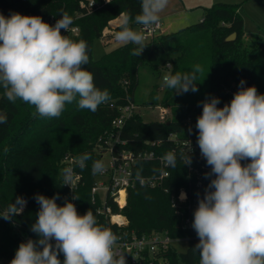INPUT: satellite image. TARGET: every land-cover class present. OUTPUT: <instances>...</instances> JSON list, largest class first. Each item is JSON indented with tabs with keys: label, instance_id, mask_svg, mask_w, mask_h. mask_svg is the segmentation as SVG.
<instances>
[{
	"label": "trees",
	"instance_id": "trees-1",
	"mask_svg": "<svg viewBox=\"0 0 264 264\" xmlns=\"http://www.w3.org/2000/svg\"><path fill=\"white\" fill-rule=\"evenodd\" d=\"M85 1L0 0V13L5 16L12 12L38 15L52 25L60 19L62 12H67L72 18V26L79 27L78 35L69 38L87 42L90 62L85 67L93 73L96 86L101 90L107 89L111 97L95 112L80 110L73 102L66 105L59 118L47 119L34 117L32 113L35 109L20 100L9 102L0 88V112L8 117L6 124H0V212L14 203L17 196L27 201L21 214L13 216L11 220L0 218V264H10L21 242L38 239L31 231L39 210L34 199L36 194L49 198L58 194L57 203L61 206L65 203L67 192L62 186V170L69 167V163L63 161L64 156L91 155L83 169L76 168L82 174L77 192V211L83 215L92 210L96 215V206L91 202V188L96 179L92 173V163L101 160V155L95 149L97 145L107 147L104 141L116 131L113 121L120 115L119 108L132 103L128 98L135 96L141 68L155 65L167 54L172 56L169 63L173 74L190 72L195 65L202 68L197 74L198 91L181 94L165 88L163 97L159 99L158 95L154 96L151 106L169 108L170 119L144 122L139 114H135L121 130V138L127 142L126 146L117 149L155 153L156 160L140 162L135 168V173L139 172L142 177L158 176L161 171L158 158L170 150L174 151L177 163L176 167H170V177L165 183L168 192L162 188L136 186L129 190L126 206L120 209L113 204V210L127 218L128 228L137 235L167 232L175 240H188L186 253H179L171 246V264H199V253L193 251L199 238L194 229L184 227L186 217L194 218L195 209L189 211L183 208L182 213L178 214L172 207V198L181 189H186L192 201L199 194V174L205 190L210 178L205 179L204 173L211 169L206 160L198 158H194L192 163L193 170L198 172L183 165L177 142L190 136L193 144L197 145L198 130L195 124L202 113L199 102L207 97H219L218 107H223L232 99L229 91L239 90L242 79L245 81L244 87L255 86L260 94H264V36L245 34L244 19L238 4L215 3L205 8L204 21L182 33H160L145 41L146 45L139 56L131 55L137 45L128 43L95 60L94 41L103 37L110 22L124 15L132 29L142 26L134 22V17L141 11V0H96L97 9L76 18L77 12H84L81 3ZM121 29L122 26L119 31ZM234 33L236 39L228 41V37ZM153 68L156 69V66ZM189 118H192L191 134L186 125ZM171 136L174 140L170 139ZM98 223L103 221L98 220ZM59 259L62 264V253Z\"/></svg>",
	"mask_w": 264,
	"mask_h": 264
},
{
	"label": "clouds",
	"instance_id": "clouds-1",
	"mask_svg": "<svg viewBox=\"0 0 264 264\" xmlns=\"http://www.w3.org/2000/svg\"><path fill=\"white\" fill-rule=\"evenodd\" d=\"M168 3L141 0L134 22L145 28L157 24ZM71 25L67 12L54 25L38 15L0 13V88L9 102L20 100L32 106L34 117L59 118L73 102L80 110L95 112L111 98L107 89L96 86L93 73L85 67L90 62L87 42L62 34ZM116 39L137 45L131 51L134 56L141 55L146 45L145 35L133 30L128 20ZM201 71L195 65L190 72L166 73L162 87L181 94L197 92ZM244 84L242 79L239 90L223 107H218L220 98L215 96L199 102L202 113L195 124L196 143L211 169L204 173L210 182L198 199L191 225L199 238L193 248L199 253V264H264V94ZM7 122V114L0 112V124ZM188 133H192L191 126ZM188 142L190 151L182 159L183 165L190 166L193 149ZM89 159L87 153L78 157L79 167L83 169ZM162 160L165 166L176 167L174 151H168ZM104 171L102 160L93 161V175ZM62 175L63 185L71 186L73 169L64 168ZM136 179L144 185L139 172ZM58 198V194L34 196L39 210L31 231L38 239L21 242L10 264H61V253L62 264H126L125 256L114 250L116 234L99 224L92 210L81 215L70 200L61 206ZM179 198L186 200V193L182 191ZM26 203L17 196L0 212V218L11 220L23 212Z\"/></svg>",
	"mask_w": 264,
	"mask_h": 264
},
{
	"label": "built area",
	"instance_id": "built-area-1",
	"mask_svg": "<svg viewBox=\"0 0 264 264\" xmlns=\"http://www.w3.org/2000/svg\"><path fill=\"white\" fill-rule=\"evenodd\" d=\"M81 8L84 12L80 11L76 13V18L82 17L86 13H90L98 8L96 0H87L81 3ZM161 29V24H157L145 28L140 26V31L145 35V41H150L155 35L159 34ZM79 27L72 26L68 32H64V35L70 37L71 35H78ZM166 67L171 71V63H167ZM238 90H230L229 94L233 98V95ZM120 115L113 121V126L116 131L111 133L107 139H105L104 144L111 155V161L106 166L103 156L102 161L105 164V171L102 174H96V177H102L104 180L97 183L95 181L91 188V202L96 206V215L98 216L99 222L102 226L110 228L113 233L117 236V243L115 245V252L119 256L123 254L126 258V264H171L170 260V248L173 246V239L167 232H153L151 234L137 235V233L128 228V220L122 214H116L113 210V204L123 209L127 204L128 192L130 189H134L136 186L148 187L150 189L162 188L167 193L168 189L165 185L167 179L170 177V167L165 166L162 157L158 158L160 161V174L158 176H143L145 181L142 186L140 182L136 179L135 168L138 167V163L143 161H154L156 160V155L154 152H134L122 148L118 150L117 147L126 146L127 142L121 138V130L125 126L126 122L137 113V107L134 103H129L125 106L119 108ZM166 110H162V113ZM186 125L192 126V118L187 119ZM173 139V136L170 137ZM191 142V147L193 151L190 153L192 157V163L194 158L200 160H205L200 155V150L198 145H194L191 137L183 140L182 142H177L182 158L187 156L190 151L189 142ZM155 145V143H153ZM116 148V149H115ZM67 162L69 160L67 158ZM69 167L73 169L74 176L71 186L63 185L67 194L65 199L70 200L75 204L78 209V196L77 192L80 187V180L82 174L76 171L73 166V161L71 160ZM190 170L198 172V170H193L192 164L189 166ZM205 169V167H202ZM197 189L199 190V195H202L204 190V182L202 176H198ZM64 183V179H63ZM186 193L187 199L184 201L180 200V193ZM122 193H124V202H121ZM73 196L77 199H73ZM200 196H196L192 201L189 199V194L186 189H181L177 196L172 198V207L175 204V210L178 214L182 213V209L186 208L189 211L197 208L198 199ZM193 219L191 216L186 217L184 227L188 229H193L191 227Z\"/></svg>",
	"mask_w": 264,
	"mask_h": 264
},
{
	"label": "rangeland",
	"instance_id": "rangeland-1",
	"mask_svg": "<svg viewBox=\"0 0 264 264\" xmlns=\"http://www.w3.org/2000/svg\"><path fill=\"white\" fill-rule=\"evenodd\" d=\"M215 3L238 4L240 6V14L244 19L245 34L247 36H264V0H169L168 6L160 14V31L174 35L182 33L192 25L204 21L205 8ZM124 21V15L119 16L105 28L103 37L94 41L93 57L95 60H99L105 54L124 45V43L116 39V33ZM133 30L140 31V27H135ZM170 60H172V56L167 54L153 65L156 66V69L151 65L141 68L139 86L135 92V96L133 99L128 98V101L136 105L137 113L144 122L166 121L170 119L171 112L169 108L151 106V100L154 96L158 95L159 99H161L164 95L166 87H162V76L170 72L166 67V64ZM126 84L125 81V87H127ZM162 110H166V112L162 113ZM95 152L103 156L107 166L111 161V155L107 147L97 145ZM67 158L69 163L71 160L73 161L75 169H81L78 164V157L67 155L63 157V161L67 162ZM103 180L102 177H96L95 179L97 183ZM173 247L179 253H186L189 248V241L185 239L175 240Z\"/></svg>",
	"mask_w": 264,
	"mask_h": 264
},
{
	"label": "water",
	"instance_id": "water-1",
	"mask_svg": "<svg viewBox=\"0 0 264 264\" xmlns=\"http://www.w3.org/2000/svg\"><path fill=\"white\" fill-rule=\"evenodd\" d=\"M235 39H236V34L234 33V34L230 35L227 40L228 41H234Z\"/></svg>",
	"mask_w": 264,
	"mask_h": 264
},
{
	"label": "bare ground",
	"instance_id": "bare-ground-1",
	"mask_svg": "<svg viewBox=\"0 0 264 264\" xmlns=\"http://www.w3.org/2000/svg\"><path fill=\"white\" fill-rule=\"evenodd\" d=\"M124 198H125V195H124V193H122V197H121V202L122 203L124 202Z\"/></svg>",
	"mask_w": 264,
	"mask_h": 264
},
{
	"label": "crops",
	"instance_id": "crops-1",
	"mask_svg": "<svg viewBox=\"0 0 264 264\" xmlns=\"http://www.w3.org/2000/svg\"><path fill=\"white\" fill-rule=\"evenodd\" d=\"M159 33H164V32H161V31H160Z\"/></svg>",
	"mask_w": 264,
	"mask_h": 264
}]
</instances>
